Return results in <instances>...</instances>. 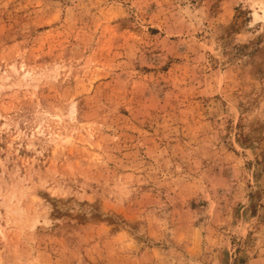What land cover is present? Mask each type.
Returning a JSON list of instances; mask_svg holds the SVG:
<instances>
[{
    "label": "rangeland",
    "instance_id": "rangeland-1",
    "mask_svg": "<svg viewBox=\"0 0 264 264\" xmlns=\"http://www.w3.org/2000/svg\"><path fill=\"white\" fill-rule=\"evenodd\" d=\"M0 264H264V0H0Z\"/></svg>",
    "mask_w": 264,
    "mask_h": 264
}]
</instances>
